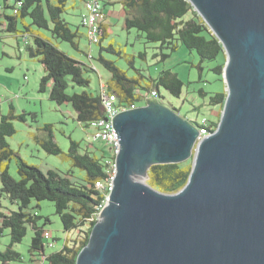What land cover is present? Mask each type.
<instances>
[{"label": "water", "instance_id": "obj_1", "mask_svg": "<svg viewBox=\"0 0 264 264\" xmlns=\"http://www.w3.org/2000/svg\"><path fill=\"white\" fill-rule=\"evenodd\" d=\"M186 1L226 55L219 123L196 142L197 126L156 102L119 113L116 175L76 264H264V0ZM190 158L177 193L146 182Z\"/></svg>", "mask_w": 264, "mask_h": 264}, {"label": "trees", "instance_id": "obj_2", "mask_svg": "<svg viewBox=\"0 0 264 264\" xmlns=\"http://www.w3.org/2000/svg\"><path fill=\"white\" fill-rule=\"evenodd\" d=\"M2 1L4 9L13 11L16 10V4L21 2L17 13L13 12L12 15L0 10V17L4 18L1 27L6 32L17 31L18 19L30 20L26 33L32 35V44L26 47L27 54L29 58L40 62L44 72L38 91L48 92L49 100L57 105L70 104L82 128H90L92 122L104 117L101 85L109 93L115 94L119 106L125 107L136 105L144 94L152 91L159 94L160 87L173 97L181 95L183 83L171 70H163L155 78L145 77L139 70H134L135 75L128 76L114 61L105 59L101 53L96 60L109 73V78L104 84L100 82L98 92L91 91L87 73L93 70L92 57L88 55L89 64L82 63L61 51L53 42L62 41L78 48V27L72 29L63 18L68 0H15V5L8 4L7 0ZM121 6L125 28H134L144 34L147 42L159 44V52L153 56L159 62L166 60L179 46L194 51L201 62L224 55L221 43L186 0H121ZM32 27L47 31L48 35ZM105 36L107 33L103 28L99 45ZM103 49L122 57L120 50H116L113 45L107 48L100 46V50ZM224 62L223 57L222 62L213 68L219 76L222 75ZM69 82L83 90L68 94ZM200 94L205 95L202 91ZM225 98L226 93H217L209 98V103L220 109L216 119H208L214 129L219 123ZM26 116V113L15 114L12 107L7 115L0 112V236L4 229L10 232L9 245L0 251V264H14L22 260L13 246L26 236L27 226L34 232L29 249L32 262L76 264L78 254L88 244L99 207L105 198L106 193L96 188L95 183L106 182L109 157L105 158L103 152L97 156L87 147L80 152L79 143L71 140L65 158L79 174L74 176L70 172L62 173L53 169L42 172L15 154L6 141L7 137L15 133L12 121L25 122ZM35 117V114L31 115L33 120ZM40 130L45 136L35 137V140L41 149L50 155L62 154L54 141L51 125L46 124ZM12 158H15L18 179H14L8 172L7 163ZM191 163L192 158L177 164L153 165L148 171L147 183L162 193H177L187 182ZM3 199L15 205L16 209L5 208ZM33 200L52 202L64 232L72 235L71 238L67 236L59 251L45 254V245L51 243V237L48 241L44 239V233L48 231L38 225L40 217L37 212L29 211ZM46 222L48 219H45Z\"/></svg>", "mask_w": 264, "mask_h": 264}, {"label": "rangeland", "instance_id": "obj_3", "mask_svg": "<svg viewBox=\"0 0 264 264\" xmlns=\"http://www.w3.org/2000/svg\"><path fill=\"white\" fill-rule=\"evenodd\" d=\"M7 2L15 5V0H7ZM100 4L108 14L107 24L110 29V34L104 37L100 45L96 43L90 46L85 28L81 25V16L85 12L84 0H68L63 12V18L71 25V28L78 27L80 34L78 48L75 49L66 42L53 41L61 51L82 63L89 64L88 55L92 57L93 70L87 73L91 91L98 92L100 82L104 84L109 78V73L96 60L101 53L105 59L114 61L115 65L125 71L128 76L135 75L134 70H139L145 77L155 78L159 72L171 70L183 83L181 95L178 98L173 97L160 87L158 98L150 99L149 102L160 104L161 107L174 112L178 118L190 123H195L203 117L207 120L216 119L215 116L220 109L219 106L211 105L209 98L217 93H226L227 89L222 75H217L213 68L222 62L223 57L224 61L226 60L225 54L218 56L215 60L201 62L194 51L179 46L166 60L159 62L158 58L153 57L159 52V44L147 42L144 34L134 28H125L121 0H100ZM3 7V1L0 0V10L13 14L12 9ZM2 21L4 18L0 17V111L2 115H7L12 107L15 114H27L25 122L12 121L15 133L6 138L10 149L42 172L53 169L62 173L70 172L74 176L79 174V171L72 168L65 158L71 140L79 143L80 152L87 147L97 156L103 152L105 158L109 157L108 146L102 141L93 140L90 128H82V125L76 121L70 104L57 105L49 100L48 92L38 91L44 72L40 62L29 58L27 54L26 47L32 44V35L26 33V26L30 20L18 19L17 31L14 33L6 32L1 27ZM32 29L48 35L47 31L37 30L34 27ZM102 32L103 27H101V34ZM109 45H113L116 50L119 49L122 57L105 49L100 50V46L107 48ZM82 90L83 88L73 86L69 82L67 93H80ZM201 91L205 95L202 96ZM146 104L147 102L142 99L136 105L139 108ZM32 114L36 115L35 120L31 118ZM46 124L51 125L54 141L62 151V154L58 156L47 154L35 140V137L45 136L40 129ZM7 168L10 176L18 179L15 158L7 163ZM2 204L5 208L16 209L15 205L6 199L2 200ZM5 208L3 210H6ZM29 211L37 212L40 217L37 220L38 225L48 231L51 237L49 241L54 243L52 247L45 245V254L59 251L67 236L71 238L72 235L64 232L53 203L47 200H33ZM45 219H48V222L45 223ZM9 233V229L3 230L0 236V251H4L9 245ZM33 235V230L27 226L26 236L20 243L13 246V250L22 258L20 262L14 264H40L31 261L29 249ZM44 264L47 262L45 261Z\"/></svg>", "mask_w": 264, "mask_h": 264}, {"label": "built area", "instance_id": "obj_4", "mask_svg": "<svg viewBox=\"0 0 264 264\" xmlns=\"http://www.w3.org/2000/svg\"><path fill=\"white\" fill-rule=\"evenodd\" d=\"M21 6V2L16 4V10ZM85 12L81 16V25L85 28L86 36L89 40L90 45L98 44L101 39V27L105 21V13L100 4V0H84ZM158 93L152 91L150 94H144L143 99L149 102L150 99H157ZM101 99L104 111V117L91 123L90 129L92 130L93 140L102 141L108 146L110 156L108 159V178L105 183L96 182L95 187L105 192V198L103 204L100 205L99 210L108 200L109 192L112 189L113 179L116 175L115 169V157L119 151V139L113 126L114 118L121 112L134 110L137 108L136 105H130V107L119 106L117 104V98L115 94L106 91L103 85H101ZM195 125L198 129V135L196 142L201 141L208 135H210L215 129L211 126L207 118L203 117L199 121H195ZM44 239L48 241L50 234L44 233ZM54 244L49 243L48 246L52 247Z\"/></svg>", "mask_w": 264, "mask_h": 264}, {"label": "crops", "instance_id": "obj_5", "mask_svg": "<svg viewBox=\"0 0 264 264\" xmlns=\"http://www.w3.org/2000/svg\"><path fill=\"white\" fill-rule=\"evenodd\" d=\"M73 4H75V3H73ZM103 12L105 13V21H104L102 27L105 28L107 35H109V34H110V29H109L108 24H107V17H108V14H107L104 10H103ZM3 22H4V21H2V23H3ZM0 23H1V22H0ZM0 112H1V111H0Z\"/></svg>", "mask_w": 264, "mask_h": 264}, {"label": "bare ground", "instance_id": "obj_6", "mask_svg": "<svg viewBox=\"0 0 264 264\" xmlns=\"http://www.w3.org/2000/svg\"><path fill=\"white\" fill-rule=\"evenodd\" d=\"M135 178H136V181L137 182H140V183H144V181H145V175H144V173L143 174H137Z\"/></svg>", "mask_w": 264, "mask_h": 264}, {"label": "clouds", "instance_id": "obj_7", "mask_svg": "<svg viewBox=\"0 0 264 264\" xmlns=\"http://www.w3.org/2000/svg\"><path fill=\"white\" fill-rule=\"evenodd\" d=\"M99 43H100V42H99ZM99 43H98V44H99ZM193 124H195V123H193Z\"/></svg>", "mask_w": 264, "mask_h": 264}]
</instances>
